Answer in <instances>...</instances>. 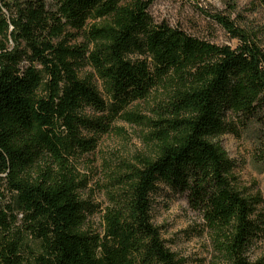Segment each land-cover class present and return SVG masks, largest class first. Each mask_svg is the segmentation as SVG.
I'll return each instance as SVG.
<instances>
[{"label": "trees", "instance_id": "16d2710c", "mask_svg": "<svg viewBox=\"0 0 264 264\" xmlns=\"http://www.w3.org/2000/svg\"><path fill=\"white\" fill-rule=\"evenodd\" d=\"M155 1L0 0V264H183L152 221L160 184L201 212L219 264H264L249 257L261 196L216 140L236 133L227 111L264 109V52L221 15L235 47L157 22ZM151 96V117L126 109ZM116 118L144 127L146 151L113 172L97 232L75 161L96 147L83 131Z\"/></svg>", "mask_w": 264, "mask_h": 264}, {"label": "rangeland", "instance_id": "374dc122", "mask_svg": "<svg viewBox=\"0 0 264 264\" xmlns=\"http://www.w3.org/2000/svg\"><path fill=\"white\" fill-rule=\"evenodd\" d=\"M46 2L50 7L54 4V0ZM148 11L157 22L165 21L195 37L235 47L238 40L231 38V32L210 15L224 16L264 52V7L258 0H156ZM71 38L69 43L82 44L81 37ZM90 71V67L85 66L81 74ZM99 89L102 91L100 86ZM154 105L151 96L131 102L126 109L151 117ZM87 113L92 117L98 115L92 110ZM225 119L232 122L236 133H224L216 140L233 160V172L240 186L249 193L260 194L258 207L264 214V109L252 118H238L227 111ZM110 126V131L97 135L84 130V137L97 139L96 147L75 161L77 171L87 181L81 190L82 197L91 204L85 228L97 232H101L103 209L108 205V182L113 172L120 169L123 161H132L135 154L146 151L142 125L116 118ZM151 198L152 221L159 226L167 247L183 264H219L210 231L201 212L189 205L186 193H175L160 184ZM8 199L1 198L0 207ZM261 226L259 237L249 252L252 260L264 255V222Z\"/></svg>", "mask_w": 264, "mask_h": 264}]
</instances>
